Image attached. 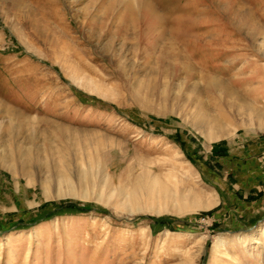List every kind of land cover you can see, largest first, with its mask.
Here are the masks:
<instances>
[{
  "label": "rangeland",
  "instance_id": "1",
  "mask_svg": "<svg viewBox=\"0 0 264 264\" xmlns=\"http://www.w3.org/2000/svg\"><path fill=\"white\" fill-rule=\"evenodd\" d=\"M263 179L264 0H0V264H264Z\"/></svg>",
  "mask_w": 264,
  "mask_h": 264
},
{
  "label": "bare ground",
  "instance_id": "2",
  "mask_svg": "<svg viewBox=\"0 0 264 264\" xmlns=\"http://www.w3.org/2000/svg\"><path fill=\"white\" fill-rule=\"evenodd\" d=\"M207 137V136H205ZM209 140V139H208ZM177 196V195H176ZM236 240H242V237H238ZM253 242H256V240H253Z\"/></svg>",
  "mask_w": 264,
  "mask_h": 264
},
{
  "label": "crops",
  "instance_id": "3",
  "mask_svg": "<svg viewBox=\"0 0 264 264\" xmlns=\"http://www.w3.org/2000/svg\"><path fill=\"white\" fill-rule=\"evenodd\" d=\"M261 183L263 184L264 183V179H263V181H261ZM258 189V188H257ZM263 198V197H262ZM254 211H257V209H255Z\"/></svg>",
  "mask_w": 264,
  "mask_h": 264
}]
</instances>
